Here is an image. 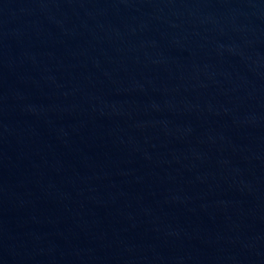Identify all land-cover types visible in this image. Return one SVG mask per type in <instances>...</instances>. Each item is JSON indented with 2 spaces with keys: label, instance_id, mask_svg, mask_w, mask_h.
<instances>
[{
  "label": "water",
  "instance_id": "95a60500",
  "mask_svg": "<svg viewBox=\"0 0 264 264\" xmlns=\"http://www.w3.org/2000/svg\"><path fill=\"white\" fill-rule=\"evenodd\" d=\"M0 264H264V0H0Z\"/></svg>",
  "mask_w": 264,
  "mask_h": 264
}]
</instances>
